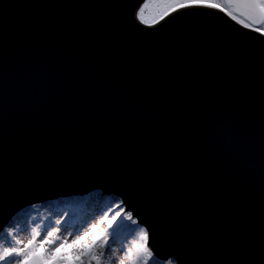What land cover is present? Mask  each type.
Wrapping results in <instances>:
<instances>
[{"label":"water","instance_id":"1","mask_svg":"<svg viewBox=\"0 0 264 264\" xmlns=\"http://www.w3.org/2000/svg\"><path fill=\"white\" fill-rule=\"evenodd\" d=\"M145 1L0 0V229L101 191L160 262L264 264L261 25Z\"/></svg>","mask_w":264,"mask_h":264},{"label":"snow or ice","instance_id":"2","mask_svg":"<svg viewBox=\"0 0 264 264\" xmlns=\"http://www.w3.org/2000/svg\"><path fill=\"white\" fill-rule=\"evenodd\" d=\"M227 3L237 13L234 15L229 12L228 15L238 23H242L243 27H250V24L245 21H255L264 25V0H227ZM148 7L149 4L145 3L137 13L141 23H147L144 13ZM190 8L226 11L222 4L212 0H165L164 11L157 17H153V23L164 19L170 13ZM238 16L243 19H238ZM255 30L264 33V28ZM126 220L137 224V239L127 248L125 259H109L114 250L113 245L119 239L121 232L129 227L125 223ZM21 223L24 221L18 219L17 224L0 229V264H93V262L94 264H126V262L148 264V259L152 258V253L147 246L148 231L139 227L138 222L127 212L122 214L114 210L110 216L104 215L91 228H88L85 222L75 231L56 227L60 224L59 220L51 227L41 228L40 225H36L30 230L25 229L29 232L26 241L19 238L14 231V229L18 230V225ZM105 224V227H101ZM69 236L72 237L70 241Z\"/></svg>","mask_w":264,"mask_h":264},{"label":"rangeland","instance_id":"3","mask_svg":"<svg viewBox=\"0 0 264 264\" xmlns=\"http://www.w3.org/2000/svg\"><path fill=\"white\" fill-rule=\"evenodd\" d=\"M222 1L223 0H212V2L222 4L225 7L226 11H224L223 13H225L226 15H228L229 12L233 13V10L228 9ZM145 3L149 4V7L145 9V13H144L145 20L147 21V23H143V24L147 26H153L155 23H157V22L153 23V17H157L162 11H164L165 0H146L141 5V7H143ZM238 24L243 26L242 23H238ZM259 28H264V25H261ZM247 29H252V28L249 27ZM256 32L264 36V33L260 31H256ZM117 205H119V207H117ZM74 207L79 210V213L81 215V218H79V224L75 226H65V227L59 224L56 225V227H60L62 230L64 228H68L69 231H75L76 229L81 228V226L84 225L85 222H87V227L91 228L93 224L98 223L99 220L103 218L104 215L103 213L105 212L102 211L105 210L110 211V213L108 214L109 216L113 213L114 210L116 212H121L122 214L127 212L120 199L114 198L113 196H104L101 191H95L90 193L89 195H85L81 197H71L68 199H61L51 203L35 205L26 208L25 210L18 213L11 220L9 226L17 224L18 219L24 221V223L18 225V230L14 229V231L19 236V238L25 239L26 241L29 232L25 231V229L30 230L32 227H35L36 225H40L41 228H43L44 226L51 227L52 225H55V222L57 220H59L60 223H62L65 220L68 211L73 210ZM125 223L129 225V227L121 232L119 239L113 245L114 250L112 255L109 257V259H115V260L125 259L127 255V248L130 247L133 244V242L137 239V235H138L137 224H133L131 221H127V220L125 221ZM105 226L106 224L102 225L101 227H105ZM139 227L141 226L139 225ZM133 229H135L136 231H132ZM68 239L70 241L72 237L69 236ZM147 246L149 248V245ZM97 254H99V250H97ZM126 264H128V262H126ZM148 264H176V263H174L172 259L164 262H160L158 261L157 256L153 253L152 258L148 259Z\"/></svg>","mask_w":264,"mask_h":264},{"label":"trees","instance_id":"4","mask_svg":"<svg viewBox=\"0 0 264 264\" xmlns=\"http://www.w3.org/2000/svg\"><path fill=\"white\" fill-rule=\"evenodd\" d=\"M103 210H105V209H103ZM102 212H105V213H103L104 215H108L110 213V211H106V210L102 211ZM79 218H81L79 210L74 207L73 210L68 211V213L66 214L65 220L62 223H60V225L63 227L75 226V225L79 224Z\"/></svg>","mask_w":264,"mask_h":264},{"label":"bare ground","instance_id":"5","mask_svg":"<svg viewBox=\"0 0 264 264\" xmlns=\"http://www.w3.org/2000/svg\"><path fill=\"white\" fill-rule=\"evenodd\" d=\"M228 16V15H227ZM229 17V16H228ZM230 19H232L231 17H229ZM233 21H236V20H233ZM237 22V21H236ZM128 213H130L132 216H133V214L131 213V212H128ZM133 218L135 219V220H137L138 221V223H139V220H138V218H136V217H134L133 216ZM140 225V224H139ZM142 227V226H141ZM144 228V227H143ZM150 249V248H149ZM150 251H151V253H152V255H153V252H152V250L150 249Z\"/></svg>","mask_w":264,"mask_h":264}]
</instances>
